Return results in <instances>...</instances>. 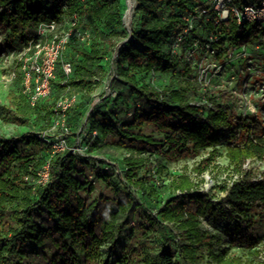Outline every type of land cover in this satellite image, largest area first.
I'll list each match as a JSON object with an SVG mask.
<instances>
[{
    "label": "trees",
    "instance_id": "16d2710c",
    "mask_svg": "<svg viewBox=\"0 0 264 264\" xmlns=\"http://www.w3.org/2000/svg\"><path fill=\"white\" fill-rule=\"evenodd\" d=\"M135 1L138 25L130 30V36L126 30L116 34L125 41L114 51L115 59L109 55L115 71L113 80L125 85L130 94L127 103L119 102L118 93L111 99L113 106L108 111L105 102L100 104L88 122L90 133L97 132L95 137L90 136L91 150L112 147L128 152L123 158L127 191L102 169L90 166L86 157L80 158L69 150L52 154L51 146L36 134L0 139V264H96L99 246L122 215L118 232L132 225L142 235L150 232L163 238L160 251L153 258L142 259V264H196L201 258L198 246L207 240L199 220L210 206L203 191H198L188 175L181 174L170 182L176 194L155 211L143 209L131 186L145 192L148 183L137 176L154 155L159 163L177 162L211 149L199 163L203 172L215 157L224 131L233 140L226 158L237 178L223 188L221 201L231 206L238 227L244 230L243 238L254 246L263 242L264 225L238 217L250 210L264 212V171L251 166L264 159V137L255 135L258 121L233 115L228 103L215 104L205 113L200 105L190 103L189 94L197 88L188 79L193 69L189 61H181V56L173 51L175 37L185 27L182 18L195 16V9L205 8L208 0ZM248 1L252 0L232 3L241 6ZM215 16L213 12L199 16L178 50H190L196 43L208 51L206 44L211 43L216 54L218 49L249 45L258 34L264 37V29L258 24L221 22L215 26ZM67 19L82 32L93 28L95 35L86 44L75 38L66 44L70 52L63 58L62 51L56 63L50 96L31 106L20 72L18 87L11 92L15 115L30 118L38 112L40 133L52 126L57 99L64 94L75 96V92L86 91L100 81L104 72L98 68L108 49L99 41L105 37L99 33V26H121L118 0H0V25L8 30L0 42V52L11 47L14 39L27 47L40 23L54 22L61 27ZM198 29L199 36L195 34ZM208 32L216 34L217 41L209 42ZM223 36H227L228 45L222 49ZM65 62L72 67L68 76L62 70ZM170 67L186 78L182 85L168 83L158 87L150 83L157 72ZM77 110L75 102L67 110L68 126ZM47 161L48 182L36 183L37 172ZM90 169L104 182L95 197L98 183ZM32 245L36 247L31 248ZM75 245L81 247V255L73 248ZM212 258L215 264H241L239 259L223 254Z\"/></svg>",
    "mask_w": 264,
    "mask_h": 264
},
{
    "label": "rangeland",
    "instance_id": "374dc122",
    "mask_svg": "<svg viewBox=\"0 0 264 264\" xmlns=\"http://www.w3.org/2000/svg\"><path fill=\"white\" fill-rule=\"evenodd\" d=\"M124 0H118V9L121 13V26L112 24L99 26V33L103 36L99 41L108 49L105 59L100 62L99 71H103L100 81L88 88L86 91L75 92V103H78V110L65 135L67 147L70 152L80 158L86 157L90 166H96V169H102L114 182L120 184L127 191L125 185L123 158L128 156V152L120 148L99 147L91 150L89 140L95 137L97 132L90 128L88 122L91 114L99 111V105L105 102L104 108L108 111L113 106L111 94L115 91L120 93L119 102L127 103L129 93L126 86L121 82L114 81L111 76L114 71V65L111 63L110 56L115 55V50L124 43L125 39L118 36L120 31L126 30L127 36H130V30L138 25V15L135 13L136 1L133 0L127 23L122 18L125 5ZM167 12L168 9L166 8ZM74 21L67 19L63 26L57 27L54 33H48L45 38L52 39L53 36L61 33H67L73 28ZM264 29V28H263ZM90 36L95 35L93 28L86 30ZM31 34L34 31L30 32ZM114 33V34H112ZM8 30L0 25V42L7 36ZM201 35L200 29L195 32ZM115 43L112 45L109 38ZM225 38L226 44L227 36ZM253 38L248 45L245 53L240 56L228 58L225 53L227 48L219 50L216 54L205 51L203 47H198L194 52L184 47L178 52L180 60L189 61L192 67V74L189 82L197 87L189 94L190 103L200 105L205 113L214 108L215 104H225L231 106V113L237 117H250L257 122V132L255 135L264 137V42H258L264 39L261 34ZM35 43V42H34ZM37 43V41H36ZM70 50L65 46L63 58L67 57ZM26 53V47L14 39L12 46L0 52V139L19 137L24 133L38 135L40 132V122L37 119L38 112L33 113L30 118H20L15 115L14 98L12 90L18 87V76L21 73L20 58ZM178 59V56H177ZM61 68V67H60ZM96 68V67H95ZM186 78L182 77L180 72L173 67L157 72L150 83L154 86L163 87L168 83L173 85H182ZM187 79V80H188ZM86 94V96H84ZM97 98H101L98 102ZM113 100V99H112ZM93 115L92 119H94ZM91 119V120H92ZM50 138H55L60 133L58 127H50L45 132ZM93 133H96L94 136ZM91 136V137H90ZM233 145V140L228 131L221 134V144L216 148V155L210 161L206 170H199L201 159L208 156L211 149L200 151L198 156L177 162L162 161L158 162V156L154 155L148 160L144 167L139 170L138 178L147 182L145 192H141L131 186L135 197L139 198L143 209L159 210L166 199L171 198L176 193L170 187L172 178L181 174H186L195 183L198 191H203L206 195V201H209V208L200 216L201 232L207 240H203L198 246L197 254L201 256L196 264H215L212 256L223 254L226 258L239 259L241 264H260L264 262V240L257 245L247 241L244 237V230L238 227L235 216L231 214V206L228 203H222L221 199L225 195L223 188L237 178L233 172L232 166L226 158V152L229 146ZM77 150L85 155L81 156ZM41 155L44 156L42 152ZM39 162L41 157H39ZM251 166H259V171H264V159L262 162L255 161ZM92 171V169H90ZM100 172V171H99ZM97 181V187L93 197L103 188L104 182L97 178V173L92 171ZM122 178V179H121ZM121 179V181H120ZM153 185V186H152ZM130 186V185H129ZM152 188V190L150 189ZM238 217L246 218L252 223L264 225V212L259 213L250 210ZM124 219L120 216L112 227L108 237L99 246V257L96 264H142L145 257L153 258L163 245V238L156 233H147L142 235L138 230L131 226H125L120 232L117 231V224ZM243 235V236H242ZM172 239V235L169 234ZM32 245L31 248H35ZM78 255L82 254L80 246L73 247Z\"/></svg>",
    "mask_w": 264,
    "mask_h": 264
},
{
    "label": "built area",
    "instance_id": "2783aa9c",
    "mask_svg": "<svg viewBox=\"0 0 264 264\" xmlns=\"http://www.w3.org/2000/svg\"><path fill=\"white\" fill-rule=\"evenodd\" d=\"M209 12H213L215 16L213 23L218 26L221 22H234L237 25L243 23H254L264 28V0H252L248 1L244 5L237 6L232 3V0H208L206 7L195 9V16H184L182 18L185 27L179 32L173 44V51L178 53V49L183 42L185 35L188 34L194 27V21L201 15H206ZM209 20V19H207ZM57 29V25L54 22L40 23L38 25L36 36L29 42L26 47V53L20 58V70L23 76L22 85L24 92L28 94L29 103L34 106L39 100L46 99L51 93V81L55 79V67L56 63L64 50L66 44L73 38L77 39L81 43H88L90 36L86 32L80 31L78 28L73 27L71 31L67 33H61L55 35L52 39L45 38L48 33H54ZM261 39V37H260ZM258 40L257 43L264 42V39ZM207 40L209 42L217 41V36L213 32H208ZM37 41V43H36ZM35 42V43H34ZM197 48V44L194 43L191 52H194ZM206 49L209 53H213L211 50V43L206 44ZM248 49V45L240 47H229L225 52L226 57L231 58L240 56ZM32 50V52H31ZM116 58V53L113 59ZM63 73L68 76L71 73V64L65 62L62 64ZM112 78H115V74L112 71ZM111 98L114 99L117 93L113 91ZM101 98H97L99 102ZM75 96L64 94L57 99L54 107V120L51 127H58L60 133L55 138H50L48 134L42 132L38 134L44 142L49 144L52 148V154L65 152L70 150L67 147L65 135L68 133L67 124V110L74 104ZM93 111V109H91ZM94 136L96 133H93ZM75 152V151H73ZM78 154L85 155L80 150H77ZM36 183L46 184L49 176V162L47 161L43 167L37 172ZM27 177L25 178V180Z\"/></svg>",
    "mask_w": 264,
    "mask_h": 264
},
{
    "label": "bare ground",
    "instance_id": "6f19581e",
    "mask_svg": "<svg viewBox=\"0 0 264 264\" xmlns=\"http://www.w3.org/2000/svg\"><path fill=\"white\" fill-rule=\"evenodd\" d=\"M123 4L125 5V9H124L122 18L125 21V23H127L129 20L131 10L133 8V0H124Z\"/></svg>",
    "mask_w": 264,
    "mask_h": 264
}]
</instances>
